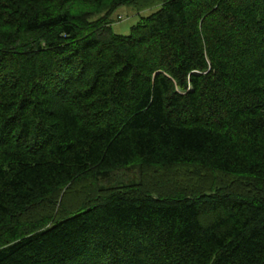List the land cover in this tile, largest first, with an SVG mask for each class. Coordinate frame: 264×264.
Instances as JSON below:
<instances>
[{"label": "trees", "instance_id": "trees-1", "mask_svg": "<svg viewBox=\"0 0 264 264\" xmlns=\"http://www.w3.org/2000/svg\"><path fill=\"white\" fill-rule=\"evenodd\" d=\"M132 3L0 0V264H264V0ZM173 165L253 187L98 183Z\"/></svg>", "mask_w": 264, "mask_h": 264}, {"label": "rangeland", "instance_id": "rangeland-1", "mask_svg": "<svg viewBox=\"0 0 264 264\" xmlns=\"http://www.w3.org/2000/svg\"><path fill=\"white\" fill-rule=\"evenodd\" d=\"M59 1L60 5L65 10L70 11L73 16L81 17L86 13H92L94 15V19L97 20L103 19L105 16L107 17L109 15L108 21L111 22L112 28L115 32L121 34H128L132 25L137 23L140 20L141 16H148L151 13L157 11L159 7V3H157V5L140 9L139 6L135 5V3H132V0L125 3L122 2L126 0H121V2L116 5L115 9L113 6L110 7L113 9H109L108 11L105 10L100 13L98 11L113 5L118 0H105L103 8H101L102 5L98 7L96 3H91V0ZM96 12L98 13L96 14ZM237 179H239V177L224 175L210 168H205L197 165H173L171 167L142 166L123 168L112 172L105 179L98 180V183L110 188L122 185L124 187L121 188V190H126L127 193L130 191L145 189L147 191L153 190L152 193L154 194V191H156V193L163 192V188L165 187L173 188L172 191H179L180 193H185V195L192 193H201L206 190L204 193L208 195L209 193L215 194V192L217 191L222 192L227 190L228 187H230V183H234V185H236ZM239 184L240 186H244L243 189L253 187L248 183H245L243 181L241 182L240 179ZM80 188V191L82 192L81 194L83 195H86L87 191H94L96 189L95 187L88 186L86 183H83ZM169 194L172 195L168 192L164 193V195ZM87 196L88 195H86L85 197Z\"/></svg>", "mask_w": 264, "mask_h": 264}]
</instances>
